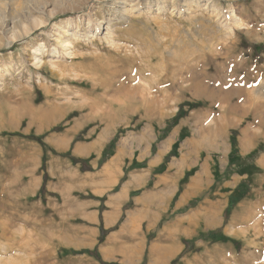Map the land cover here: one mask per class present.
Returning a JSON list of instances; mask_svg holds the SVG:
<instances>
[{
  "label": "rangeland",
  "instance_id": "1",
  "mask_svg": "<svg viewBox=\"0 0 264 264\" xmlns=\"http://www.w3.org/2000/svg\"><path fill=\"white\" fill-rule=\"evenodd\" d=\"M20 1L0 0V264H149L162 229L192 216L181 226L184 232L164 240L173 247L171 254L177 250L167 264L176 257V264H264V0H126V19L110 9L118 0ZM90 12L110 15L125 61L108 60L119 52L106 44V18L101 27L86 25ZM40 17L45 22L34 25ZM115 67L137 85H155L159 91L150 96L159 97L160 106L131 99L115 104L110 92L103 96L100 90L82 97L91 77L115 82L110 74ZM182 73L186 91L178 84ZM161 79L170 85L169 98ZM79 98L88 116L80 115L78 103L65 106ZM47 103L53 107L50 118L47 108L37 110ZM72 127L66 150L51 144ZM28 135H42L44 146ZM106 138L110 142L95 159L92 176L100 173L113 146L126 154L110 185L73 189L57 168L85 175L70 158L88 164L93 157L76 154L75 147ZM51 158L58 166L49 165ZM126 174L138 176L129 192L134 202L124 205L99 244L97 237L88 247H76V236L62 235L60 219L47 221L49 211L40 207L45 193L68 205L75 198L102 201ZM189 184L196 193L176 207ZM159 192L166 198L156 209L153 196ZM208 214L212 223L205 226ZM129 218L135 222L130 239L119 231ZM79 221L72 218L67 228ZM96 244L101 261L76 252ZM129 245L136 248L130 258Z\"/></svg>",
  "mask_w": 264,
  "mask_h": 264
},
{
  "label": "crops",
  "instance_id": "2",
  "mask_svg": "<svg viewBox=\"0 0 264 264\" xmlns=\"http://www.w3.org/2000/svg\"><path fill=\"white\" fill-rule=\"evenodd\" d=\"M246 129H253V127H247ZM74 133H75V129L72 127L69 130L65 131V133H63V136L61 137V139L59 140L56 139L55 141H50V142L52 145H55V146L58 145L62 147L64 150H66L65 148L67 147V145L70 144L73 140V139L72 140H69V139L73 137ZM257 133H258L257 131L252 133L253 139H256L258 137ZM167 141L168 140H166L165 143ZM108 142H110L108 138L100 139L96 141L91 140L89 142H86V141L80 142L79 145L75 147V153L76 154L84 153L85 155L93 157V160H90L88 165H91L92 167H94L95 159L103 154ZM167 144H170V142ZM112 148H113V151L111 150V152H109V157L102 164L103 165L101 167L102 169L100 173L96 176H92L94 174L93 171H90V172L86 171L84 172L85 175H78L75 172L73 173L67 172L61 166L57 168L58 173L63 175L66 178V180L70 183L73 189L76 188L77 190L85 191L92 187H97V186H100V187L104 186L105 188H107L110 185L108 184L109 179H107V184L106 183L103 184V182H101L100 175H101L102 170L109 163H112L114 165V170H115V166L117 164L122 165L126 157V154L122 148L120 147L117 148L116 146H113ZM56 162H57V159H54V158L49 159V165L53 168L58 166L56 165ZM137 178L138 176L136 174H129V175L126 174L124 180H122V183L119 185L118 190L115 193L109 194L107 195V197H104L102 201L96 198H91V199L75 198V200L72 203H69L68 205V203H66L63 199H61L60 196L57 197V199H51L45 193V195H42V197H44L45 199L42 201V204L40 207L44 212L49 211V213L45 214L47 221H50L54 219L55 217L60 219L59 223L61 224V226H63L60 229L62 235L66 236L70 234V235L76 236V238L78 239L77 240L78 243L75 244L76 247H88L96 242L97 240L96 238L100 234L99 228H98L100 223L102 224V227L104 229H108L110 225L109 224L106 225V223L109 220L114 221L118 219L119 216L121 215L122 208L124 207V205H126L127 203L130 204L132 198L129 196V192L131 189L137 186V183H138V180H136ZM196 178L197 176H195V179ZM114 180H116V177ZM114 180H113V183H115ZM156 195L157 194L153 196L155 197V201H156ZM132 202L134 201L132 200ZM183 202L184 201H182L180 198V202L177 204V206L179 207ZM135 203H137V201H135ZM135 203L134 205H136ZM101 205L103 206V209H101V212H100ZM37 206L38 204L35 203L34 207H37ZM154 207H156V203ZM68 209L71 212H73V214L68 213L67 212ZM100 215H101V218H100ZM208 215H205V217ZM72 218L73 219L78 218L80 219V221L77 224H75L74 228L69 229L67 228V224H69ZM182 222L183 220L182 221L177 220L172 225L165 226L162 229L163 231L160 233V237H159L160 241L157 245V248H152L151 250V254H150L151 259L149 261V264H167L175 256L177 250L176 252H174V254H171L173 252V247H171V245L164 240L169 238L171 235L181 234L184 231L183 230L184 226ZM181 226L183 227L181 228ZM133 228H135V222L133 219L129 218L123 224V226H121L119 230L120 235L124 237L127 236V238L130 239L133 236V231H132ZM112 238L113 237L109 236L106 239L105 244L109 245ZM130 246L133 252L130 256H128L129 258L134 255V252L136 250L134 245H129V247ZM103 250L105 249L101 250L102 253L105 255L106 251L103 252Z\"/></svg>",
  "mask_w": 264,
  "mask_h": 264
},
{
  "label": "bare ground",
  "instance_id": "3",
  "mask_svg": "<svg viewBox=\"0 0 264 264\" xmlns=\"http://www.w3.org/2000/svg\"><path fill=\"white\" fill-rule=\"evenodd\" d=\"M22 1V0H21ZM21 1H20V3H21ZM26 1H31V0H26ZM34 1V0H33ZM38 1V0H37ZM42 2H43V0H41ZM57 1V0H56ZM69 1V0H68ZM72 1V0H71ZM113 1V0H112ZM134 1V0H133ZM25 2V1H24ZM66 2V1H65ZM127 1L126 0H118V2H113V5H111V7H110V9L111 10H113V11H115L116 13H118V12H122L123 13V15H122V17L121 18H127V14L125 13V11H126V9H125V4H122V3H126ZM23 3V2H22ZM29 3V2H28ZM31 3V2H30ZM131 3V2H130ZM55 4V3H54ZM1 5V4H0ZM22 5V4H21ZM24 5H25V3H24ZM34 5V4H33ZM39 5V4H38ZM64 5V4H63ZM60 6V5H59ZM71 6V5H70ZM77 6V5H76ZM184 6V5H183ZM197 6V5H196ZM27 7V6H26ZM33 7H35V5L33 6ZM129 7V6H128ZM133 7V6H132ZM3 8V7H2ZM43 8H44V5H43ZM53 8V7H52ZM59 8V7H58ZM5 9V8H4ZM15 9V8H14ZM23 9V8H22ZM41 9V8H40ZM73 9V8H72ZM101 9V8H100ZM121 9V10H120ZM21 10V9H20ZM128 10V9H127ZM130 10V9H129ZM18 11V10H17ZM31 11V10H30ZM59 11V10H58ZM101 11V10H100ZM141 11V10H140ZM24 12V11H23ZM21 13V12H20ZM54 13V11L52 10V11H50V14H48V15H52ZM93 13V12H92ZM116 13H114L113 15H115L114 17H117L116 15ZM90 14H91V12H90ZM104 13H101L100 14V16L101 15H103ZM19 15V14H18ZM121 15V14H120ZM127 15V16H126ZM27 16V15H26ZM43 16V15H42ZM110 16V15H109ZM109 16H107L108 18H106V17H104V16H101V17H98V16H96V17H94V15H89V13H88V15H87V17H86V25L88 26V27H90L91 25H94L95 27H98V26H100L102 23L100 22V21H102V19H104V18H106V26H105V39L107 40L106 41V44H109L110 46H112L117 52H119V53H116L115 52V55L114 56H116V57H114V58H109L108 60L109 61H113V63H117V62H121L122 60L123 61H125L126 59H127V57L125 56V55H122L121 54V47L119 46L120 44H119V40L116 38L117 36V34H116V30H115V26L113 27V25H112V19L111 18H109ZM25 17V16H24ZM129 17V16H128ZM30 18V17H29ZM20 20V19H19ZM49 20V19H48ZM47 20V21H48ZM117 20H119V19H117ZM116 20V21H117ZM29 21H30V19H29ZM33 21V23H34V25L35 24H38V25H41V24H43L45 21L43 20V19H41V17L40 18H35L34 20H32ZM105 21V20H104ZM115 21V22H116ZM27 23V22H26ZM85 23V22H84ZM116 24V23H115ZM33 25V24H32ZM66 25H67V23H66ZM79 25V24H78ZM104 25V24H103ZM64 26H65V24H64ZM68 26H69V24H68ZM83 26V25H82ZM93 27V26H92ZM91 27V28H92ZM101 27V26H100ZM129 27V26H128ZM31 28H32V26H31ZM34 28V27H33ZM83 28V27H82ZM64 30H65V28H63ZM80 29V28H79ZM88 29H90V28H88ZM60 30V29H59ZM76 30H78V29H76ZM81 30V29H80ZM83 30V29H82ZM84 30H85V28H84ZM69 31V30H68ZM88 31V30H87ZM86 31V32H87ZM62 32V31H61ZM66 32V31H65ZM81 32V31H80ZM70 33V32H69ZM72 33H73V31H72ZM79 33V32H78ZM88 33V32H87ZM60 34V33H59ZM63 34V33H62ZM130 34V33H129ZM132 34V33H131ZM134 34V33H133ZM64 35V34H63ZM76 35H77V33H76ZM64 36H66V35H64ZM69 36H70V34H69ZM78 36H79V34H78ZM90 36V35H89ZM119 36V35H118ZM68 37V36H67ZM86 37V36H85ZM132 37V36H131ZM59 38V37H58ZM77 38H80V37H77ZM76 38V39H77ZM122 38V37H121ZM62 39H63V37H62ZM74 39H75V37H74ZM65 40V39H64ZM68 40V39H67ZM71 40H72V37H71ZM62 41V40H61ZM100 41V40H99ZM121 41V40H120ZM65 42V41H64ZM75 43V42H74ZM138 43V42H137ZM68 45V43L67 42H65V46H67ZM70 45V44H69ZM68 45V46H69ZM129 45V44H128ZM73 46H76V44H73ZM79 46V45H78ZM130 46V45H129ZM133 46V45H132ZM141 46V45H140ZM82 47V46H81ZM103 47V46H102ZM107 47V46H106ZM105 47V48H106ZM66 48H68V47H66ZM71 48V47H70ZM104 48V47H103ZM135 48V47H134ZM138 48H140V47H138ZM142 48V47H141ZM72 49H74V48H72ZM77 49V48H76ZM109 49V48H108ZM131 49V48H130ZM133 49V48H132ZM69 50V49H68ZM70 51H71V49H70ZM95 51H96V49H95ZM132 51V50H131ZM66 52V51H65ZM73 52V51H72ZM135 52V51H134ZM139 52H140V50H139ZM123 53V52H122ZM129 53V52H128ZM107 54V53H106ZM137 54V53H136ZM135 54V55H136ZM141 54V53H140ZM68 55H69V53H68ZM71 55H72V53H71ZM133 55V54H132ZM109 56V55H108ZM105 57H107V56H105ZM134 57H136V56H134ZM85 58V57H84ZM87 58V57H86ZM83 59V58H82ZM88 59V58H87ZM98 59V58H97ZM96 59V60H97ZM107 59V58H106ZM135 59H137V58H135ZM104 60V59H103ZM108 61V62H109ZM128 61V60H127ZM134 62V61H133ZM82 63V62H81ZM82 65V64H81ZM127 65V64H126ZM134 65V64H133ZM122 68H123V66H122ZM86 69V68H85ZM99 69V66H97L96 67V70H98ZM124 70L126 71V68L124 67ZM124 72V71H123ZM98 73V72H97ZM131 73V72H130ZM111 78H114V79H116V81L115 82H111V84H109L108 83V81H107V77H106V79H98V78H92L91 77V79L89 80L90 82H91V85H89L88 83H84V86L85 87H83L85 90L82 92V97L84 96V95H88V93L90 94V93H92V92H94V90H97V91H102V93H103V96H105L106 94H108V92H110V94H111V97L113 98L112 99V102L114 103L115 102V104H121L122 102H123V100H128V99H131V100H133V101H135V102H137V104H138V102L140 103V104H142V105H145V104H147V105H149V106H151V107H156L157 108V106H158V104H159V102L161 103V101H159V97L157 98V96H150V94L152 93V92H156V91H159L158 90V88L154 85V87L152 86V85H149V86H144V85H137L136 83H135V80H133L129 75L127 76V75H124L123 73H122V69H121V67H115L114 69H112V71H111ZM129 74V73H128ZM130 75H132V74H130ZM139 76V75H138ZM173 76H175V75H173ZM177 76V75H176ZM99 77V76H98ZM136 77V76H135ZM138 78V77H137ZM138 79H140V78H138ZM180 79H181V81H180V83H178L179 85H181V89H183V91H186V89L188 88H186V81H187V79H186V75H183V73H182V76L180 77ZM118 80V81H117ZM160 82L162 83V82H164V85L166 86V88H165V90H163V95H165V96H167V98H169V97H171V96H169V94L170 93H168V89H169V87H170V85L168 84V83H166L167 81L165 80V79H161L160 80ZM178 82V81H177ZM157 83H158V81H157ZM161 83H158V84H160L161 85ZM173 83H175V82H173ZM110 86H112L111 88H109V85ZM90 86V87H89ZM181 91V90H180ZM95 93V92H94ZM181 93V92H180ZM45 94H47V92L45 93ZM159 94H161V93H159ZM102 95V94H101ZM149 95V96H148ZM110 96V95H109ZM108 96V97H109ZM178 97V96H177ZM175 98H176V96H175ZM179 98V97H178ZM80 99V98H79ZM78 99V101H76V103L73 105V104H69V105H65L68 109L71 107V106H73L74 108H75V105L77 104V106H76V108L78 109V112L80 113V115H83L84 117L85 116H88V114H86V109H87V107H86V103L84 102V100H83V98L82 99H80L79 100ZM74 102V101H73ZM105 102V101H104ZM124 103V102H123ZM131 103V102H130ZM88 104V103H87ZM23 105V104H22ZM112 105V104H111ZM128 105H129V103H128ZM57 106V105H56ZM88 106H89V104H88ZM115 106V105H114ZM159 106H160V104H159ZM61 107H62V105H61ZM64 107V106H63ZM140 107V106H139ZM142 107H144V106H142ZM148 107V106H147ZM162 107V106H161ZM160 107V108H161ZM1 108V107H0ZM33 108H35V107H33ZM43 108H47V110H48V113H46V114H48V115H46L47 117H51V116H49V114H51V113H49V111H52V109H53V107L49 104V103H47V104H45V105H42V106H39L38 108H37V110H40V109H43ZM65 108V107H64ZM136 109H137V107H135ZM31 109V108H30ZM56 110V109H55ZM60 110V109H59ZM108 110V109H107ZM152 110V109H151ZM157 110H159V107H158V109ZM156 110V111H157ZM1 111V110H0ZM116 111V110H115ZM55 112V111H54ZM153 112V111H152ZM159 112V111H158ZM9 113V112H8ZM31 113V112H30ZM89 113V112H88ZM117 113V112H116ZM121 113V112H120ZM127 113V112H126ZM134 113V112H133ZM90 114V113H89ZM124 114V113H123ZM122 114V115H123ZM129 114V113H128ZM141 114V113H140ZM92 115V114H91ZM118 115V114H117ZM163 116V115H162ZM83 117V118H84ZM56 118V117H55ZM142 118V117H141ZM105 119V118H104ZM87 120V119H86ZM10 121V120H9ZM44 121V120H43ZM51 121V120H50ZM50 121H49V123H50ZM103 121H105V120H103ZM37 122V121H36ZM41 125H42V123H41ZM29 127H30V125H29ZM222 127V126H221ZM50 141H55L54 140V138L51 140L50 139ZM113 171H114V165L112 164V163H109L103 170H102V172H101V175H100V177H101V182H103V184H107V179H109L110 178V176L112 175V173H113ZM94 181V180H93ZM192 182H195V183H197V182H199V179H195V178H192ZM201 183V182H200ZM109 184V183H108ZM191 188H192V186H191V184H189V185H187V189H186V191L185 192H183L182 194H181V200L182 201H185L186 199H188L189 197H191V195L192 194H194V193H196V192H194L195 190H191ZM203 188V187H202ZM166 197L164 196V194H162L161 192H159L158 193V196H156V202H157V204H156V206H158V207H156V209H158V208H160V203H162V201L165 199ZM212 203V202H211ZM178 207V206H177ZM197 216V215H196ZM199 216V215H198ZM193 217V216H192ZM192 217H189L188 219H186V220H183V222H182V224H183V226H184V224L185 223H190L191 222V220H192ZM212 217H214V216H212ZM196 219H199V218H196ZM214 219V218H213ZM203 220V219H202ZM112 221L111 220H109L107 223H106V225H108V224H110ZM209 222H211L212 223V221L210 220V216L208 215V216H206L205 218H204V224L203 225H205V226H208V224H209ZM1 223V222H0ZM200 223V222H199ZM211 225V224H210ZM186 226V225H185ZM261 230V229H260ZM123 231V230H122ZM185 231V230H184ZM183 231V232H184ZM249 234V233H248ZM0 235L2 236L3 235V232H2V230H0ZM251 241V240H250ZM252 245H253V243H251ZM264 244V243H263ZM246 246V245H245ZM248 246V245H247ZM254 246V245H253ZM257 246V245H256ZM260 246V245H259ZM258 246V247H259ZM255 247V246H254ZM128 248V250H126L127 252H126V254L125 255H128V256H130L131 254H132V248H131V246L129 247H127ZM263 249V248H262ZM106 250H103V252H105ZM211 252V251H210ZM104 257H106V252H105V256ZM235 260H236V258H235Z\"/></svg>",
  "mask_w": 264,
  "mask_h": 264
},
{
  "label": "trees",
  "instance_id": "4",
  "mask_svg": "<svg viewBox=\"0 0 264 264\" xmlns=\"http://www.w3.org/2000/svg\"><path fill=\"white\" fill-rule=\"evenodd\" d=\"M27 137L30 138V139H33V140L37 141L38 144H40L41 146H44L43 136L42 135H39V136L28 135ZM63 155L66 156V157H69L70 156L69 153H64ZM70 159L72 160V162L79 163L81 165L80 166V169H81L82 172H86V171L90 172V171L93 170V167L91 165H88L86 163V161L84 159H82V158H70ZM42 176L43 177H42V181H41L42 184L40 186V191L43 193V192H45V186H46L45 180H46V176H47L45 169H44V172H43V175ZM103 199L104 198H102V200ZM101 209H103L102 205L100 206V212H101ZM228 211H229V208L228 207H225V209L223 211L224 212V222L226 221V218H227V215H228ZM100 218H101V215H100ZM98 228H99L100 234L98 236V243L97 244L103 242L105 236L108 234V231L112 230V228L104 229L102 227V224L101 223L98 226ZM182 242L185 244L187 241L186 240H183ZM97 244L94 245L92 247V249H88L87 248V249L79 250V251H76V252L78 254H87V255H89L91 257L93 256L97 260L101 261L100 260V256L98 254ZM187 251H188V248L187 247L183 248V250L180 252L179 256L182 255V254H184ZM176 260H177V257H176V259H173L169 264H176ZM101 263L102 264H114L112 262H109V263L101 262Z\"/></svg>",
  "mask_w": 264,
  "mask_h": 264
}]
</instances>
